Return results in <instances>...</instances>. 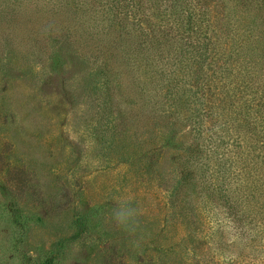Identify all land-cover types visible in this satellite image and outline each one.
<instances>
[{
	"label": "rangeland",
	"instance_id": "374dc122",
	"mask_svg": "<svg viewBox=\"0 0 264 264\" xmlns=\"http://www.w3.org/2000/svg\"><path fill=\"white\" fill-rule=\"evenodd\" d=\"M46 260L264 264V0H0V264Z\"/></svg>",
	"mask_w": 264,
	"mask_h": 264
},
{
	"label": "clouds",
	"instance_id": "9594fccd",
	"mask_svg": "<svg viewBox=\"0 0 264 264\" xmlns=\"http://www.w3.org/2000/svg\"><path fill=\"white\" fill-rule=\"evenodd\" d=\"M140 212L130 200H121L112 210V218L123 231L135 236L140 230Z\"/></svg>",
	"mask_w": 264,
	"mask_h": 264
},
{
	"label": "trees",
	"instance_id": "16d2710c",
	"mask_svg": "<svg viewBox=\"0 0 264 264\" xmlns=\"http://www.w3.org/2000/svg\"><path fill=\"white\" fill-rule=\"evenodd\" d=\"M103 64L106 65V63ZM44 264H51V262L49 260H46Z\"/></svg>",
	"mask_w": 264,
	"mask_h": 264
}]
</instances>
